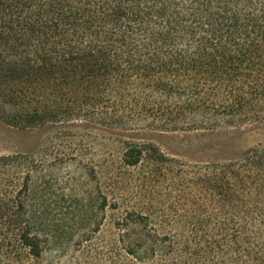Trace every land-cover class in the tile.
Listing matches in <instances>:
<instances>
[{
    "label": "trees",
    "instance_id": "trees-1",
    "mask_svg": "<svg viewBox=\"0 0 264 264\" xmlns=\"http://www.w3.org/2000/svg\"><path fill=\"white\" fill-rule=\"evenodd\" d=\"M263 109L264 0H0L8 125L173 131L252 121ZM115 147L98 169L112 194L127 169L142 184L167 174L182 184L183 165L152 143ZM45 160L0 155V264H55L44 255L56 234L32 196ZM184 179L205 186V214L180 213L189 204L180 188L173 201L112 195L108 203L103 194L79 238L100 232L107 205L114 245H75L68 264H264V144Z\"/></svg>",
    "mask_w": 264,
    "mask_h": 264
},
{
    "label": "rangeland",
    "instance_id": "rangeland-1",
    "mask_svg": "<svg viewBox=\"0 0 264 264\" xmlns=\"http://www.w3.org/2000/svg\"><path fill=\"white\" fill-rule=\"evenodd\" d=\"M122 140L152 143L164 155L174 159L176 165H183L185 174L180 180L182 184L177 185L175 181H179L178 177L170 174L158 182L142 184L136 178V171L127 169L114 183L117 189L112 194L111 181H98V169L112 159L111 153L114 157L115 146ZM257 144H264V109L252 121H232L210 128L173 131L136 129L117 134L102 126L93 127L78 120L49 122L28 128H18L0 120V155L31 153L35 159L41 156L46 159L32 175V196L35 200H42L49 227L56 234V239L50 240L44 255L55 264L71 263L75 245H83V250L95 245H114L110 240V233L114 230L109 226L112 212L107 205L104 208L105 225L100 232L89 235L85 240L79 238L93 227L96 207L103 194H107L108 203H111L112 195H119L122 199L166 195L169 201H173L176 189L180 188L185 194L189 193L186 203L192 206L190 208L187 204L179 210L180 213H189L192 209L196 214H205V186L201 182L193 185L184 176L202 174L205 163L234 161L242 157L247 148ZM148 189L152 191L148 192ZM138 190L141 192L138 193Z\"/></svg>",
    "mask_w": 264,
    "mask_h": 264
}]
</instances>
